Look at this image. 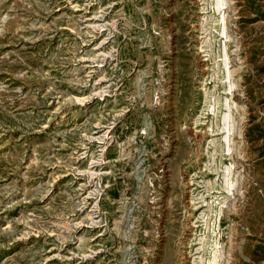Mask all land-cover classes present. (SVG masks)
Masks as SVG:
<instances>
[{"label": "rangeland", "instance_id": "obj_1", "mask_svg": "<svg viewBox=\"0 0 264 264\" xmlns=\"http://www.w3.org/2000/svg\"><path fill=\"white\" fill-rule=\"evenodd\" d=\"M223 2L0 0V264H264V0Z\"/></svg>", "mask_w": 264, "mask_h": 264}, {"label": "bare ground", "instance_id": "obj_2", "mask_svg": "<svg viewBox=\"0 0 264 264\" xmlns=\"http://www.w3.org/2000/svg\"><path fill=\"white\" fill-rule=\"evenodd\" d=\"M213 2H214V1H213ZM214 3H215V2H214ZM223 3H224L223 0H216V4H217V7H216V8H219V5H223ZM214 5H215V4H214ZM216 8H215V9H216ZM220 20H221V19H220ZM221 28H222V27H221ZM216 103H217V102H216ZM223 119H224V118H223ZM226 128H227V126H226ZM220 129H221V128H220ZM227 148H228V147H227ZM228 149H229V148H228ZM228 178H229V177H228ZM232 179H233V178H232ZM232 179H231V180H232ZM232 181H233V180H232ZM233 182H234V181H233ZM227 183H228V182H227ZM230 184H231V183H230ZM230 184H229V185H230ZM227 185H228V184H227Z\"/></svg>", "mask_w": 264, "mask_h": 264}]
</instances>
